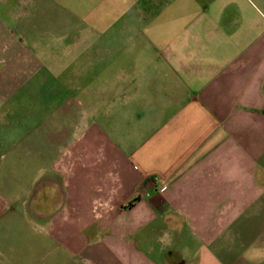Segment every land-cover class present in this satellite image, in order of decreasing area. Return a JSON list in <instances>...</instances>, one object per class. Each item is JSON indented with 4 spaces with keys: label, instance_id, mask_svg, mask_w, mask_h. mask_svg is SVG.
Listing matches in <instances>:
<instances>
[{
    "label": "crops",
    "instance_id": "1",
    "mask_svg": "<svg viewBox=\"0 0 264 264\" xmlns=\"http://www.w3.org/2000/svg\"><path fill=\"white\" fill-rule=\"evenodd\" d=\"M20 3L26 39L0 46V222L18 216L32 264H264V0ZM44 35L84 73L66 79Z\"/></svg>",
    "mask_w": 264,
    "mask_h": 264
},
{
    "label": "rangeland",
    "instance_id": "2",
    "mask_svg": "<svg viewBox=\"0 0 264 264\" xmlns=\"http://www.w3.org/2000/svg\"><path fill=\"white\" fill-rule=\"evenodd\" d=\"M61 1V0H59ZM256 1V0H255ZM45 17L48 14H59L58 10L53 9L51 6L53 4L50 2L45 1ZM23 8V3H20V0H0V46L5 44L10 46L12 44H15L24 39H26V36L20 35V28L19 25L14 21L13 17H15L16 14H19L21 9ZM12 12V13H11ZM41 13V12H40ZM42 14V13H41ZM29 21V20H27ZM47 22V19L45 18V23ZM6 29H10L7 31ZM4 30L7 31V34H4ZM11 34H10V33ZM68 37V36H67ZM56 36H40L41 42H43V48H51L53 47V43H56L57 45H61L58 49L57 54L55 55L57 59H60L58 61L60 65H67L68 63H73V66L71 67V74L66 79L74 78L72 76H75L76 74H83L84 70L82 66H79L81 61L77 60L75 61L76 55L81 51L78 49H75L74 51L68 50L66 47V44L59 40V38L56 40ZM70 38H74V36H70ZM62 44H64L62 46ZM84 44L81 45V49L83 48ZM38 55V54H37ZM40 60L43 62V64H48V55L42 54L39 52ZM58 56V57H57ZM62 67V66H61ZM62 69V68H61ZM54 83V82H53ZM58 82L53 85H58ZM62 85V83H61ZM3 107V106H2ZM99 117H97L98 119ZM18 216L15 215L13 218H9L10 221L5 222V225H1L0 222V251L3 253L4 250L6 252L9 251V249H14L15 254L23 253L22 256H25L26 264H32L36 261L35 256L36 254H39V256L42 254L41 252L36 251L34 245V240L30 237L29 231L24 228L20 224V220H17ZM8 254V253H7ZM65 261L62 258L59 259H51L46 260L45 264L50 263H59V262Z\"/></svg>",
    "mask_w": 264,
    "mask_h": 264
}]
</instances>
